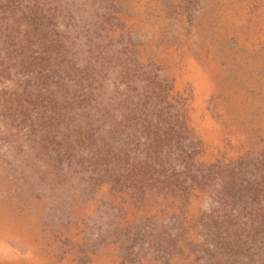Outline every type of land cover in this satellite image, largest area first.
Returning a JSON list of instances; mask_svg holds the SVG:
<instances>
[{
  "label": "rangeland",
  "instance_id": "1",
  "mask_svg": "<svg viewBox=\"0 0 264 264\" xmlns=\"http://www.w3.org/2000/svg\"><path fill=\"white\" fill-rule=\"evenodd\" d=\"M0 264H264V0H0Z\"/></svg>",
  "mask_w": 264,
  "mask_h": 264
}]
</instances>
